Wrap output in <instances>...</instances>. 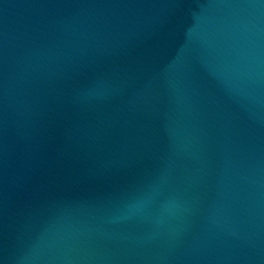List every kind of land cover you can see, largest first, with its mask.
I'll use <instances>...</instances> for the list:
<instances>
[{"label":"water","instance_id":"95a60500","mask_svg":"<svg viewBox=\"0 0 264 264\" xmlns=\"http://www.w3.org/2000/svg\"><path fill=\"white\" fill-rule=\"evenodd\" d=\"M0 264H264V0H0Z\"/></svg>","mask_w":264,"mask_h":264}]
</instances>
